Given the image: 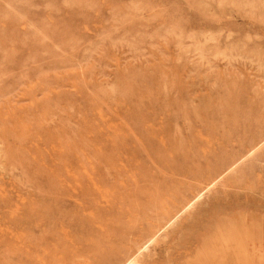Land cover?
I'll use <instances>...</instances> for the list:
<instances>
[{
    "label": "rangeland",
    "instance_id": "374dc122",
    "mask_svg": "<svg viewBox=\"0 0 264 264\" xmlns=\"http://www.w3.org/2000/svg\"><path fill=\"white\" fill-rule=\"evenodd\" d=\"M0 264H264V0H0Z\"/></svg>",
    "mask_w": 264,
    "mask_h": 264
}]
</instances>
